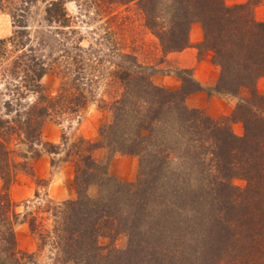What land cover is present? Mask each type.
I'll return each mask as SVG.
<instances>
[{
	"label": "trees",
	"instance_id": "trees-1",
	"mask_svg": "<svg viewBox=\"0 0 264 264\" xmlns=\"http://www.w3.org/2000/svg\"><path fill=\"white\" fill-rule=\"evenodd\" d=\"M7 1L14 4V11H9L19 28L0 39V60L8 50L20 53L12 67H4L1 73L0 81L10 95L5 104L18 102L26 93L37 94L38 100L27 105L26 116L15 125L0 119V127H5L0 130V175L5 182L0 193V264H29L36 260L32 253L17 248L16 224L22 216L32 232L45 235L37 217L17 212L7 192L10 176L21 164L11 158L9 133L15 130L29 148L46 144L51 147L47 151L57 152L58 144L41 141L42 121L51 114L59 119L63 114L79 116L92 94L84 87L80 71L62 81L55 95L42 92L39 80L46 68L32 48L26 47L23 28L26 5L35 0H0V9ZM140 1L146 25L162 27L155 32L164 51L188 46L190 26L200 22L203 40L197 46L211 51L212 61L220 66L214 90L234 94L245 86L250 96L240 99L230 116L213 119L184 102L186 94L200 89L198 84L188 89L156 85L151 81L152 66L130 53H119L122 62L116 63L113 75L122 90L109 105L113 120L100 127V134L117 151L138 155L139 173L134 182L110 183L108 187L113 188L106 190V201L90 198L86 185L96 175L90 169L95 164L91 151L96 145L79 139L80 151L86 153H76L74 162L77 198L53 208L50 238L61 247L64 260L80 264H264V104L255 86L264 76V21L253 16V8L264 0L232 5L223 0ZM46 15L48 21L66 22L63 1L50 0ZM6 43L13 45L12 50ZM235 120L243 124L242 136L231 130ZM172 155L183 165V170L178 169L181 172L168 170ZM26 166L24 162L21 168ZM233 177L244 178L246 186H233ZM123 186L130 192L128 203L117 201L114 195ZM133 202L158 203L162 216L151 221V217L144 220L139 214L138 219L129 211L122 216L123 205L129 207ZM113 216L120 217L115 224L129 222L128 245L101 253L104 248L97 243L98 236ZM137 220L145 225L143 232Z\"/></svg>",
	"mask_w": 264,
	"mask_h": 264
},
{
	"label": "rangeland",
	"instance_id": "rangeland-1",
	"mask_svg": "<svg viewBox=\"0 0 264 264\" xmlns=\"http://www.w3.org/2000/svg\"><path fill=\"white\" fill-rule=\"evenodd\" d=\"M49 1L35 0L27 4L28 10L23 19V24L26 25L23 27L26 32L24 36L27 41L26 47L32 48V53L41 59L46 68L39 80L41 90L53 96L59 91L62 81L72 79L74 74L80 71L84 76L86 85L84 87L91 91V100L77 117L71 118L63 114L59 119L51 114L42 121L41 141L58 144L57 152L47 151L46 149L51 147L46 144L44 146L35 143L29 148L20 141L21 135H17L15 130L9 133L7 145L12 150L11 158L21 164L12 175L10 174L7 192L16 203L17 212L21 214L28 212V217L32 215L37 217L42 235H45L40 237L39 231L32 232L22 216L16 224L14 229L17 248L22 252L32 253L36 260L29 264H80L73 260H64L61 247L55 245L50 238L54 223L53 208L64 200L77 198L74 162L77 158L76 153H86L85 150L80 151L79 147H82V143L79 139L83 138L96 145L91 151L96 165L90 168L96 171V175L86 185V193L92 199L106 201L104 197L106 190L113 188L108 187L110 183L134 182L140 168L138 155L117 151L106 144V140L100 134V127L113 120L109 105L122 90L119 80L113 75V71L117 68L116 63L122 62L119 53H130L140 63L152 66L151 81L156 85L169 89L182 87L188 89L195 83L198 84L200 89L186 94L184 102L187 107L201 109L213 119L230 116L236 103L250 96V92L245 86L239 87L234 94L214 90L220 66L212 61L211 51L200 50L197 46L203 40L202 26L198 21L190 26L188 46L164 51L155 32L162 30V27L156 26L152 29L146 25L140 0H62L66 22L47 20L46 6ZM223 1L227 5H232L246 0ZM9 3L8 1L3 3L4 8L0 9V39L10 37L14 30L19 28L14 24L9 11H14L12 7L14 4ZM253 16L257 20L264 21V2L253 8ZM6 46L12 50L11 43H6ZM190 50L193 51L196 62L207 59L208 65L204 63V66H198L197 71H195L196 65H180L179 57H182V52ZM19 53L20 50L13 52L8 50L1 58L0 77L4 67H8L7 69L12 67ZM203 70L208 79L213 78L210 84L203 83V80L207 81L203 78ZM255 86L264 104V76L256 80ZM7 99H10L9 90L4 88L2 79L0 119L8 120L9 126L23 120L27 105L37 103L38 100L37 94L26 93V97L7 106L5 104ZM6 125L7 123L3 122V126ZM0 130L3 132L5 127H0ZM231 130L235 135L242 136L244 133L242 122L232 121ZM141 133L145 134L146 131L142 130ZM127 135L132 136V132ZM21 152H25L27 157H23ZM176 156H179L178 153ZM171 158L172 162L169 163L168 170L181 172L183 165L181 166L179 159L176 160L174 155ZM24 162L27 168L23 169L21 165ZM230 182L240 189L246 186V180L242 177H233ZM4 183L0 175V193L3 192ZM180 185L185 186V184ZM123 188V191H117L114 195L117 201L128 203L130 192L128 194L127 186ZM155 204L133 202L129 207L123 205L125 211H122V216L125 217L126 212L129 211L134 213L136 218L138 216V219L139 214L144 220L151 217L148 219L151 221L152 218L162 216L158 203ZM118 217H110L111 220L104 223L97 241L104 249L99 252L105 253L111 251L110 249L123 250L127 247L129 238L126 230L130 224L129 222L115 224ZM127 217L131 218V216ZM137 223V227L143 232L145 225H141L143 223L139 220Z\"/></svg>",
	"mask_w": 264,
	"mask_h": 264
},
{
	"label": "crops",
	"instance_id": "crops-1",
	"mask_svg": "<svg viewBox=\"0 0 264 264\" xmlns=\"http://www.w3.org/2000/svg\"><path fill=\"white\" fill-rule=\"evenodd\" d=\"M182 57H179V64L182 65V66H195V71H197V67L198 66H204V63L208 65L209 61H207V59L205 60H201L199 62H196V60H194V53L193 51H188V52H182ZM187 55L189 57H187ZM195 61V62H194ZM202 73L204 74L203 78L207 79V81H204L203 79V83L204 84H210L212 81H213V78L210 77V79H208L206 76H205V71L203 70Z\"/></svg>",
	"mask_w": 264,
	"mask_h": 264
}]
</instances>
